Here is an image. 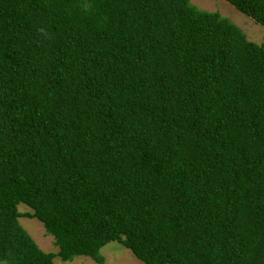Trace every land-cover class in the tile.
<instances>
[{"label":"trees","instance_id":"trees-1","mask_svg":"<svg viewBox=\"0 0 264 264\" xmlns=\"http://www.w3.org/2000/svg\"><path fill=\"white\" fill-rule=\"evenodd\" d=\"M227 1L264 27V0ZM110 242L264 264V41L190 0H0V264Z\"/></svg>","mask_w":264,"mask_h":264},{"label":"rangeland","instance_id":"rangeland-1","mask_svg":"<svg viewBox=\"0 0 264 264\" xmlns=\"http://www.w3.org/2000/svg\"><path fill=\"white\" fill-rule=\"evenodd\" d=\"M193 4L203 10L218 11L238 25L248 39L262 43L264 41V27L254 21L250 16L237 9L227 0H190ZM19 210L23 213L32 212L26 204L21 203ZM20 223L30 233L38 245L47 252H58L54 237L47 233L44 225L36 218L21 217ZM104 256L103 264H143L131 250L118 242H110L102 250ZM56 264H101L90 257L79 256L72 261H63L60 257L55 258Z\"/></svg>","mask_w":264,"mask_h":264}]
</instances>
